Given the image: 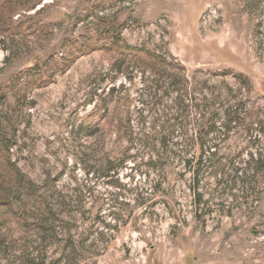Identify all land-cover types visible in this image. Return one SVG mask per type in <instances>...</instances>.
<instances>
[{"label":"rangeland","instance_id":"obj_1","mask_svg":"<svg viewBox=\"0 0 264 264\" xmlns=\"http://www.w3.org/2000/svg\"><path fill=\"white\" fill-rule=\"evenodd\" d=\"M30 71L44 84L11 83ZM214 99L246 120L211 142L196 208L182 161ZM261 131L264 0H0V196L37 226L0 227V264H264ZM232 168L250 188L218 184Z\"/></svg>","mask_w":264,"mask_h":264},{"label":"trees","instance_id":"obj_2","mask_svg":"<svg viewBox=\"0 0 264 264\" xmlns=\"http://www.w3.org/2000/svg\"><path fill=\"white\" fill-rule=\"evenodd\" d=\"M104 25V24H102ZM104 32V31H103ZM105 34H108L109 31H105ZM77 50L79 52H83V48L79 47L77 48ZM129 52H136L139 53V50H134L131 51V49L128 50ZM136 54H132V56H136ZM147 56H149L148 53H145ZM125 54H122L121 56H124ZM153 59V61L155 62V64H163V62L161 61V59L159 57H157L156 55H150ZM131 56H129L128 54L125 55L124 59L122 62L124 61H129L131 60ZM69 64H66V62H62V63H53L52 68L55 71H61V69H65L68 67ZM60 67V68H59ZM51 71V70H50ZM115 72L117 73H121V67H117ZM39 73H35V71H30L26 74H19L17 77H15L12 80V84H18L21 82L22 79H27V86H41L42 84V76L38 75ZM240 85L243 86V88L250 90V83L248 81L247 78L241 76L238 78ZM171 82L173 83V81L171 80ZM9 87H11L9 85ZM8 87V88H9ZM4 90H12V89H4ZM215 99L211 100V101H207L205 100L200 108V111H204L208 112V117L207 119H201V125L198 128V137H197V147L195 150V153L193 154L192 158L190 160H186V161H182V164L184 166V168L186 167L188 172L191 173L192 175V185L194 188L193 191V197H194V203H195V207L199 208L200 204L203 202V195L199 193L198 188L200 186L201 180H200V173L202 171V169L206 166H212L211 169L213 167L216 168V166H218L217 164L219 162H217L215 160V157L218 155L219 151L217 150V147L215 145H213V140H215L216 138H218L219 136L225 135V134H230L232 132V130L236 129V125H239L242 123V121H245L246 119H232V113L228 110V107H223L225 111H223V115L225 116V119H214V117H217V112L215 110H213V107H215ZM182 101H179L178 106L180 107L181 111H185L186 108L182 105ZM213 106V107H212ZM212 107V108H211ZM198 108V106L196 107ZM181 113V112H180ZM204 116V115H203ZM221 122V123H220ZM219 124V127H218ZM254 124V123H252ZM261 124V123H260ZM93 128V126H88L86 127L84 132H92L91 129ZM131 128V127H130ZM128 127V129H130ZM245 131V130H244ZM247 132V131H246ZM259 134H262V136H264V131H261ZM214 138V139H213ZM172 137H163L160 138L156 141L157 145L159 147L160 150V154L164 157V158H168V156H170L171 150L174 149V147L176 146V144H173L172 142ZM148 140V139H147ZM147 140H141L140 143L143 146L144 149H153V147H149L145 142H147ZM147 145V146H146ZM177 147V146H176ZM251 163L253 164L252 166H250V169L252 171V173H256L258 172L259 169H262L261 172H264V145L263 147H261V150L258 153V158L253 159V156L251 157ZM134 161V160H133ZM123 163V161H122ZM156 164V161H152L151 159L146 163V166L148 168H153ZM215 164V165H214ZM214 174H217L218 176H222V179H220L218 181V184L221 182V184L223 182L226 183V185L229 187L230 191H233L238 185L241 186L242 189H247L249 186L251 187V183L248 182V179H245V171L239 170V169H230L229 171V175L226 176L224 174V171L221 169L215 170ZM15 180L12 181L14 184L12 187H15V191L13 192L14 195H17V197H20L21 195H24V193H26V195H28L29 193H35L36 189H34V186L30 183H28L27 185L23 186V184H21L23 182V178L21 177V175H19L16 172L15 175ZM225 176L227 177V179H225ZM11 182V180H9ZM249 187V188H250ZM198 210V209H197ZM12 220H16L18 222H20V226L25 229V230H33L36 226V224L34 222H30L27 218L23 217L22 215L20 216L19 214H17L12 206V202L10 200H8V196L7 199L6 197L0 196V227L10 223ZM65 263H75V258L70 256L68 258H64ZM42 264V262H41Z\"/></svg>","mask_w":264,"mask_h":264},{"label":"bare ground","instance_id":"obj_3","mask_svg":"<svg viewBox=\"0 0 264 264\" xmlns=\"http://www.w3.org/2000/svg\"><path fill=\"white\" fill-rule=\"evenodd\" d=\"M168 257V256H167ZM172 258V257H171Z\"/></svg>","mask_w":264,"mask_h":264}]
</instances>
